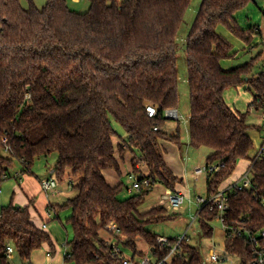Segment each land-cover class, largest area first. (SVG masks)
I'll list each match as a JSON object with an SVG mask.
<instances>
[{"label":"trees","instance_id":"1","mask_svg":"<svg viewBox=\"0 0 264 264\" xmlns=\"http://www.w3.org/2000/svg\"><path fill=\"white\" fill-rule=\"evenodd\" d=\"M0 0V172L12 159L30 171L39 156L57 155L54 166L60 181L78 177L71 187L76 195L58 207L69 210L66 224L72 240L66 242L73 264H120L108 256L102 238L113 224L122 238L121 247L142 257L138 244L157 253V235L151 224L174 220L163 207L140 214L156 183L175 192L180 182L164 160L162 141L180 147L178 129L163 131L164 112L177 110L178 76L176 38L192 0H89V9L78 13L66 0H46L38 9L33 0ZM255 0H202L185 41L189 89L188 144L212 152L205 166L219 169L206 176L207 196L235 172L240 160H249L250 188L228 192V210L222 223L233 231H264V153L249 159L254 149L245 114L233 112L223 99L227 88L246 84L254 98L249 108L264 110V70L251 76L252 63L223 70L230 45L218 35L219 25L249 41L253 28L242 30L236 14ZM258 33V32H256ZM28 97V98H27ZM156 115L148 117L146 107ZM113 122L126 134L116 147L120 159L131 153V168H147L150 186L118 199L122 185L110 186L103 172L120 175L113 138ZM159 128L155 131L154 128ZM5 142L11 152L3 153ZM144 177L139 180L141 181ZM204 237L212 236L210 223L219 216L208 209L197 210ZM172 244L176 240H169ZM12 244L24 264H32L33 253L46 247L54 253L50 236L30 220L28 208L9 203L0 209V264H10L7 249ZM224 254L238 264H252L245 237L225 236ZM172 264H203L195 247L180 244V255Z\"/></svg>","mask_w":264,"mask_h":264},{"label":"rangeland","instance_id":"2","mask_svg":"<svg viewBox=\"0 0 264 264\" xmlns=\"http://www.w3.org/2000/svg\"><path fill=\"white\" fill-rule=\"evenodd\" d=\"M46 0H33L34 5L41 9L45 5ZM202 0H192L188 9L185 12L184 20L180 26L177 38H176V68L178 76V102L177 113L183 117V120L174 121L166 120L164 122L163 131L169 135H174L178 129L180 133V150L178 146L167 141L165 147V158L172 170L177 176L179 183L176 184V188H181L184 193L185 201L180 208L179 212L173 213L162 206L159 201L165 194V188L156 183L150 193L145 197L143 203L137 208L138 213L143 214L150 211L155 207H163L167 211V215L175 214L174 220H168L158 224H151L146 227L151 233L164 237L168 240H176L186 235L188 243L195 247L203 264H214L209 260V250L214 246L217 256L221 259H225L221 264H238V260L233 257L225 256L223 250L224 244V230L223 225L219 219L210 223L213 233L209 238L204 237L200 230V226L197 220V199H206V174L200 177H194V169L197 167H205L206 157L212 152L211 149L201 147L199 149H193L188 144V132L187 122L189 118V89L187 84V64H186V52L185 41L190 27L194 21L198 8ZM67 6L78 12L85 13L89 9V0H79L74 2L73 0H66ZM21 6L27 8V2L21 0ZM238 26L242 30L253 28L255 33L251 34V39L245 41L242 38L235 36L227 27L219 25L216 31L230 45V53L228 57L221 59L220 65L225 69H232L238 66H242L246 63H252L251 76L256 77L264 70V49L262 48L261 40L264 38V0H255L250 2L244 9L240 10L236 16ZM261 30L260 35L256 33ZM254 98L253 92L248 90L246 84H241L237 87L227 88L223 92V99L226 105L235 113L245 114L246 122L251 126L250 135L254 145V152H258L262 149L264 143V110H255L249 108ZM113 128L117 133V136L113 138V145L115 149L122 143V140L126 139V134L123 129L113 122ZM166 143V142H165ZM180 151V152H179ZM264 151V146H263ZM123 158L120 159L119 153L116 149V157L119 161L120 175H118L113 169L104 171L105 178L110 184L122 185L121 192L118 195V199L124 200L132 195L138 193V190L132 189L133 183L141 180L147 176V168L144 165L139 166L138 172H133L131 168V153L128 150L123 152ZM57 161V155L52 153L49 156H39L33 160L30 167V171L22 172L23 166L21 163L12 159V165L5 172L9 175L7 180H3L0 183V209L6 206L12 200L13 206H20L23 202L27 201V196L34 199V207L37 212L45 219L47 216V206L58 207L64 205L67 200L72 199L76 195V191L71 187L74 186L78 177L69 176L63 180H58V193L62 195L58 196L57 193L46 195L41 191V195L37 187V178L45 179L49 176V172L54 168ZM248 162L246 160H240L237 163L236 170L233 175L225 182L229 184L227 189L232 191L234 185H236L245 175L250 180L252 177L251 172L247 169ZM18 173L19 179H15L14 175ZM238 173H242L238 175ZM1 174V172H0ZM223 183V184H225ZM225 187V186H224ZM231 187V188H230ZM226 190V188L224 189ZM28 205V204H27ZM30 217L36 222L41 224L39 215L34 210L33 205L27 206ZM49 212V211H48ZM49 222L46 223V232L53 243L54 253L51 259H47L45 256V250L42 248L31 259L33 264H73L72 262L63 261V249L64 242H70L72 240V230L70 225L66 224V219L70 215V211L64 210L56 215L50 211ZM196 217V218H195ZM102 238H108L106 233H102ZM12 249V254H9L10 264H24L19 257L18 253L14 250L12 244H9ZM138 249L142 252L143 256H149L148 248L146 245L139 243ZM67 250V249H66ZM152 258V257H151ZM139 257L135 258L137 262Z\"/></svg>","mask_w":264,"mask_h":264},{"label":"built area","instance_id":"3","mask_svg":"<svg viewBox=\"0 0 264 264\" xmlns=\"http://www.w3.org/2000/svg\"><path fill=\"white\" fill-rule=\"evenodd\" d=\"M262 48L264 49V40L262 41ZM28 98V97H27ZM146 111L148 114V117L152 118L156 115V110L152 106L146 107ZM164 118L166 120H174L179 121L183 120V117L177 113L176 110H166L164 112ZM159 128H154L155 131H158ZM4 145L3 153L5 155H9L11 150L6 145L5 142H1ZM264 146V143H263ZM263 146L262 149L257 153L256 157H259L261 153H263ZM219 169V167L216 166H205L203 168L197 167L194 169V177H200L203 174L209 173V172H215ZM49 176L45 179L40 180V189L41 191L48 197V195L51 194H59L58 193V180L56 179V173L54 169H51L48 173ZM19 174L16 173L14 175L15 179H19ZM9 178V175L6 173L0 174V183L3 180H7ZM20 181V179H19ZM143 184L145 188L150 186V181L146 177L141 181H136L133 183L132 189L139 190L140 185ZM250 180L247 178V175H245L233 188L232 191L235 192H241L243 189L250 188ZM228 189L227 190H221L214 196H207L206 199H197V209L201 208H207L210 212H218L219 216L217 219H219L222 223V216L226 213L228 210ZM185 201V197L183 194L174 193L169 190L165 192V194L162 196L159 203L162 206H165V208L173 213L179 212L180 208L182 207L183 203ZM47 216L50 217V213H47ZM197 217V215H196ZM195 217V218H196ZM223 230L224 235L229 237L236 236H243L245 237V240L247 244L250 246V253L252 257V264H264V231H260L257 233H252L249 231H233L227 226H225L223 223ZM46 226L43 225L42 228L44 229ZM106 234L108 235V238L104 239L105 243L108 247V256L112 259H116L120 264H172V258L175 256L180 255V244L182 241H188L186 235H184L180 239H176L175 243H171L168 239L157 236L156 243H157V253L154 254L152 251L153 249H150L148 246V253L149 256H143L139 257L138 261H135V258L133 254L130 252L125 251L121 245L118 243L117 238H122L120 232L113 224H109L106 226ZM63 249V259L66 262L67 259L70 258L68 249L66 248V242L63 243L61 246ZM67 249V250H66ZM12 249L8 247L7 254H11ZM209 260L213 262L214 264H221L224 261H226L224 258L221 259L219 256H217L215 247L213 246L209 250ZM225 255V254H224ZM226 256V255H225Z\"/></svg>","mask_w":264,"mask_h":264},{"label":"crops","instance_id":"4","mask_svg":"<svg viewBox=\"0 0 264 264\" xmlns=\"http://www.w3.org/2000/svg\"><path fill=\"white\" fill-rule=\"evenodd\" d=\"M74 2H78L79 0H73ZM255 2V1H254ZM261 30L259 29V31H257L258 32V34L260 35V32ZM264 40V38L261 40V44H262V41ZM221 66V65H220ZM222 68V67H221ZM223 70H230V69H225V68H222ZM177 111V110H176ZM249 135H250V133H249ZM250 137L252 138V136L250 135ZM166 142V143H165ZM169 143V142H168ZM161 146H162V148L164 149V153L166 152V150H165V147H164V145L165 144H167V141H162L161 143ZM180 147H178V150H180L179 149ZM180 152V151H179ZM259 152V151H258ZM258 152H254V149H253V151L250 153V155H249V159H253V158H255L256 157V155H257V153ZM263 153H264V151H263ZM164 160H165V162H166V164H167V166L171 169V171L173 172V174L176 176V177H178V178H181L182 179V176H177L176 174H175V172L172 170V167L169 165V163H168V161H166V158H165V154H164ZM247 162H248V167H249V164H250V161L249 160H246ZM248 169V168H247ZM31 170V169H30ZM240 174H242V173H238V175H240ZM103 176H104V178H105V174L103 173ZM147 176H148V171H147ZM146 176V177H147ZM40 180L41 179H39V178H37V187H38V191H39V193L41 194V195H43L42 193H41V189H40ZM105 180H106V182L110 185V186H112V187H115V186H117V184H110V182H108L107 181V179L105 178ZM183 180V179H182ZM225 183V182H224ZM225 186V187H224ZM235 186V185H234ZM227 187H229V184H228V182L227 183H225V184H223L222 186H221V190H224L225 188H226V190H227ZM231 188V187H230ZM165 191H167V190H165ZM174 193H179V194H184L182 191H181V188H176L175 189V192ZM0 194H1V190H0ZM62 195V193L61 194H58V196H61ZM10 203H12V200L10 201ZM29 206H32L33 205V207H34V199L32 198V196L31 197H28L27 196V201L26 202H23V204L21 205V207L20 206H16V207H20V208H24V207H27L28 205ZM48 206H51V204H49ZM48 206H47V213H48V211L50 212V211H52V210H50L49 208H48ZM28 208V207H27ZM29 209V208H28ZM34 210L36 211V213L39 215V217H40V219H41V224H39V223H36L31 217H30V220H31V222L36 226V227H38V228H40V229H42V230H44V229H46V227L43 229L42 228V226L43 225H45L46 226V223L47 222H49V217L48 216H46L45 217V219L41 216V214H39L38 212H37V210H36V208L34 207ZM53 212V211H52ZM54 213V212H53ZM46 222V223H45ZM9 248H11L10 246H9ZM44 252H45V256L47 257V259H51V257L48 255V249L46 248V247H44ZM38 252V251H37ZM37 252H35V253H37ZM35 253H33V255H32V257L34 256V254ZM12 254V253H11ZM32 257H31V259H32ZM52 261H53V259H51ZM63 261H64V259H63ZM65 262V261H64ZM33 264V263H32ZM62 264H63V262H62Z\"/></svg>","mask_w":264,"mask_h":264}]
</instances>
